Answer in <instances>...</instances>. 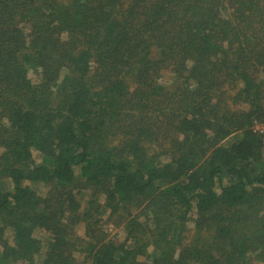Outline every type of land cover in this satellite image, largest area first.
<instances>
[{
  "label": "trees",
  "instance_id": "16d2710c",
  "mask_svg": "<svg viewBox=\"0 0 264 264\" xmlns=\"http://www.w3.org/2000/svg\"><path fill=\"white\" fill-rule=\"evenodd\" d=\"M165 71L184 87L157 82ZM263 122L264 0H0L4 257L33 264L40 228L53 240L41 264H66L75 235L50 200L79 166L109 188V211L146 202L164 248L194 212L174 264L264 263ZM94 246L89 264H147Z\"/></svg>",
  "mask_w": 264,
  "mask_h": 264
},
{
  "label": "rangeland",
  "instance_id": "374dc122",
  "mask_svg": "<svg viewBox=\"0 0 264 264\" xmlns=\"http://www.w3.org/2000/svg\"><path fill=\"white\" fill-rule=\"evenodd\" d=\"M28 77L35 83L39 81V73L33 69L28 70ZM168 83L171 85L174 91L181 89L179 83L173 80L171 75L165 71L157 82ZM184 87V86H183ZM216 91H218L216 89ZM228 91H225V93ZM223 96L221 93H217L216 98ZM225 99V95H224ZM218 101L214 100V103ZM255 128L264 131V122L257 124ZM35 160L38 161L40 156L34 152ZM36 194L40 199L47 198L49 188L42 184H32ZM109 188L105 185L98 187H92L81 176L80 167L76 166L73 169V180L66 185H59L53 195L51 196L50 203L56 205L58 210H62V219H59L60 225L65 228V231L72 230L75 235V240L70 243V249L73 253L66 258V264H89L88 258L84 253V250L89 247V244L95 246L100 244L110 243L114 246L125 244L126 247L135 250V259L138 261H145L147 264L151 262H157L158 264H174V260L178 259L180 255L187 256L185 251L191 245V238L195 233L194 228V212L190 211L186 214V220L184 224L185 232L182 236L175 240L173 244H169L164 248L165 242L162 244H156L153 236L150 234L155 226V216L149 210V206H145V203L138 204L137 207L130 208V210L119 209L116 212L106 209V204L110 201L107 198V190ZM264 210L261 212L263 213ZM49 233L44 229H37L33 232V238L41 248L39 253L34 255L33 264H41L43 260L46 261L45 245L47 242H51L48 238ZM4 237H10L5 235ZM9 242L12 243L10 238ZM49 239V240H48ZM89 243V244H88ZM94 246V247H95ZM136 246V247H135ZM161 248V249H158ZM168 253L162 257V263L156 261V255L152 259L153 252L157 251V254H161L162 250ZM14 249L9 247L7 253H9L8 259L4 257L2 248L0 247V262L4 260V264H30L27 260H15V256L12 254ZM189 257V256H188ZM191 257L185 261L190 260ZM52 262V261H51ZM189 264V263H181ZM190 264H194L193 262ZM249 264H264L262 262L253 261Z\"/></svg>",
  "mask_w": 264,
  "mask_h": 264
}]
</instances>
